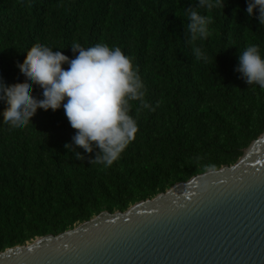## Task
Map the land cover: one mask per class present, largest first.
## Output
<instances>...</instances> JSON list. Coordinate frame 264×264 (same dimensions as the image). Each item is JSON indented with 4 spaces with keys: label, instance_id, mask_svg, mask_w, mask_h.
Returning a JSON list of instances; mask_svg holds the SVG:
<instances>
[{
    "label": "trees",
    "instance_id": "16d2710c",
    "mask_svg": "<svg viewBox=\"0 0 264 264\" xmlns=\"http://www.w3.org/2000/svg\"><path fill=\"white\" fill-rule=\"evenodd\" d=\"M224 2L211 13L212 35L197 42L204 63L192 54L183 18L197 0H0L7 84L28 83L17 65L37 45L75 58L73 42L106 43L132 58L150 105L132 102L138 132L107 168L90 163L95 153L77 148L85 157L77 159L64 147L76 130L63 108L38 110L23 130L0 118V253L231 166L264 133V89L235 70L248 45L264 53V28L248 16L247 0ZM33 94L42 98L39 87Z\"/></svg>",
    "mask_w": 264,
    "mask_h": 264
},
{
    "label": "water",
    "instance_id": "95a60500",
    "mask_svg": "<svg viewBox=\"0 0 264 264\" xmlns=\"http://www.w3.org/2000/svg\"><path fill=\"white\" fill-rule=\"evenodd\" d=\"M0 264H264V133L231 166L9 248Z\"/></svg>",
    "mask_w": 264,
    "mask_h": 264
},
{
    "label": "clouds",
    "instance_id": "9594fccd",
    "mask_svg": "<svg viewBox=\"0 0 264 264\" xmlns=\"http://www.w3.org/2000/svg\"><path fill=\"white\" fill-rule=\"evenodd\" d=\"M197 5L187 8L183 17L187 43L197 61L208 63L209 57L197 42L212 35L211 13L225 8V2L197 0ZM246 12L264 28V0H247ZM71 49L75 58L43 44L26 51L25 60L17 66L28 83L7 84L0 77V102L5 105L0 118L11 128L23 130L38 110L63 108L76 130L72 143L64 147L77 159L85 158L77 148L95 153L90 163L107 168L121 157L138 132V121L130 114L132 102L144 109L150 107L145 101V85L132 58L119 47L98 43L85 48L73 42ZM238 59L235 70L245 82L264 89V53L260 47L248 45ZM34 87L42 90V98L34 96Z\"/></svg>",
    "mask_w": 264,
    "mask_h": 264
}]
</instances>
